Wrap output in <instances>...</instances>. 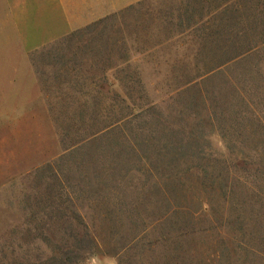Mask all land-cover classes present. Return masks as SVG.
I'll list each match as a JSON object with an SVG mask.
<instances>
[{"label":"rangeland","instance_id":"obj_1","mask_svg":"<svg viewBox=\"0 0 264 264\" xmlns=\"http://www.w3.org/2000/svg\"><path fill=\"white\" fill-rule=\"evenodd\" d=\"M256 1L227 22L203 15L221 0H144L50 44H0V264H264ZM228 40L244 54L223 65ZM142 121L159 151L193 130L205 159L137 168L118 146Z\"/></svg>","mask_w":264,"mask_h":264},{"label":"crops","instance_id":"obj_2","mask_svg":"<svg viewBox=\"0 0 264 264\" xmlns=\"http://www.w3.org/2000/svg\"><path fill=\"white\" fill-rule=\"evenodd\" d=\"M141 1L0 0V44H50Z\"/></svg>","mask_w":264,"mask_h":264},{"label":"trees","instance_id":"obj_3","mask_svg":"<svg viewBox=\"0 0 264 264\" xmlns=\"http://www.w3.org/2000/svg\"><path fill=\"white\" fill-rule=\"evenodd\" d=\"M241 1L243 0H221V2L216 6L209 5V7L206 9L203 15L205 18H210V19L211 18L215 19L218 16L224 15L227 17V22H230L232 20H233L232 22H234V20L237 19V16L239 18L241 15L240 11L234 9V7L235 5H237V3ZM256 3L252 7H249L245 11L246 13L244 12L245 13L244 18L247 20L248 19L252 20V22L248 25V29L250 31H255L257 29L256 24L259 22V21L256 22L254 19L258 17V15L260 14V9H261L259 7L260 0H257ZM194 14H197V16H199L200 18L203 16L202 10L200 8L191 10L190 18H192ZM178 26L180 27L181 25ZM261 38H263L261 39V41H263L264 33H262ZM237 43H238L237 40L230 41V43L228 40L225 50L226 57L223 65H228L232 62L234 63L235 60L236 61L238 60V57L244 54V52H241L233 56L229 55L232 50H235L234 48ZM143 129H144V121H142V125L139 128H136L135 130L133 129L130 132V135L127 138L128 139L127 145L125 144L126 142H122L118 146L119 151H137L140 153L139 157L137 158V164L132 163L134 166H137V168L139 169L143 168L144 166H149L157 169L158 165H167L168 167L177 168L180 166L179 165L180 163L185 164V162H190V164L193 163L197 166L200 163H196V162H202L205 159V154L204 151H202L201 149L200 142H198L197 139H195L194 137L192 138V133H194L195 136V132L193 130L191 131L190 137L188 138L187 136L188 142H186V144L183 145L182 144L183 140L182 139L180 140L178 135L179 133L180 135H184L185 133L182 132L180 128L173 129L171 132V138L176 137L177 141L176 142L171 141L169 147H167L166 149L162 147L164 151H159L158 144L160 142V138L162 137V135H159L157 130L155 131V133H153V130L151 129L148 131L150 132L148 134ZM194 140L195 142L193 143ZM156 151H158V155L162 156V160L157 159L156 161H153L151 154ZM165 156L168 157V160H165V158H163Z\"/></svg>","mask_w":264,"mask_h":264}]
</instances>
